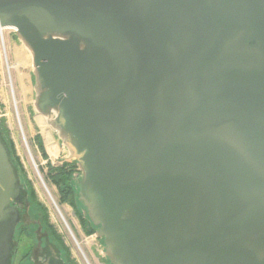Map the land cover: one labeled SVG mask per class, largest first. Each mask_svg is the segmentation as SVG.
Masks as SVG:
<instances>
[{
	"label": "water",
	"instance_id": "1",
	"mask_svg": "<svg viewBox=\"0 0 264 264\" xmlns=\"http://www.w3.org/2000/svg\"><path fill=\"white\" fill-rule=\"evenodd\" d=\"M0 25L109 264H264V0H0ZM23 190L0 132V264Z\"/></svg>",
	"mask_w": 264,
	"mask_h": 264
},
{
	"label": "rangeland",
	"instance_id": "2",
	"mask_svg": "<svg viewBox=\"0 0 264 264\" xmlns=\"http://www.w3.org/2000/svg\"><path fill=\"white\" fill-rule=\"evenodd\" d=\"M22 49L27 53L24 54L30 63L25 70L18 66L19 61L23 62L21 60ZM0 57V125L8 130V138L12 139L16 151L14 157L18 163L23 165L21 174L24 189L22 211L18 208L23 216L22 223L20 222L18 228L26 227L30 236L34 238L30 239L24 234L20 236L18 230L16 231L14 244L16 238L20 240L16 259L21 258L22 254L28 250L27 248L34 244L38 245L37 241L41 240L45 241L46 249L51 255L65 258V251L52 238L49 230L43 224L42 213L31 202L29 191L34 189L38 200L47 209L51 223L70 249L73 264H109L104 255L103 238L99 237L97 233L86 234V228L81 223L76 209L68 202H61L57 186L47 175L48 161L50 160L54 165H60L64 161L70 160L68 158L70 152L48 122V118L36 107L37 89L33 56L23 40L16 34L15 28L6 30L5 40L0 46ZM22 72L26 74L24 82L28 88L30 87L27 96L22 94L19 78ZM1 92L5 93L4 96L1 95ZM39 114L45 118L46 126L54 138L52 149L54 152L49 150L45 130L38 123L37 116ZM37 135L42 137L43 148L47 152L48 158L42 154L43 150L36 139ZM82 211L84 212L83 208Z\"/></svg>",
	"mask_w": 264,
	"mask_h": 264
},
{
	"label": "trees",
	"instance_id": "3",
	"mask_svg": "<svg viewBox=\"0 0 264 264\" xmlns=\"http://www.w3.org/2000/svg\"><path fill=\"white\" fill-rule=\"evenodd\" d=\"M0 132L10 148V151L12 153V158L18 170L20 171V174H22L23 165L18 163L14 157L16 151H15V147H14V143L12 139L8 138L9 137L8 130L5 127H2L0 125ZM36 139L38 140V143L41 149L43 150V153H42L43 156L45 158H48V154L46 151H44V148H43L42 137L40 135H37ZM47 167H48L47 175L49 179L52 181V183L57 186L59 193H60L61 202L63 203L68 202L76 209L81 223L86 228L87 235L94 234L96 232L97 227L92 224L88 215L82 211V208L84 209V207L78 197L79 196L78 175L80 173V170L78 168L77 163L74 160H66L60 165H54L49 160L47 163ZM29 195H30L33 206H35L38 209V211L42 213L43 224L50 231L52 238L65 251V258L71 259L70 249L66 245L63 237L57 232V230L54 228L53 224L51 223L48 211L44 207V205L38 200L35 190L30 189Z\"/></svg>",
	"mask_w": 264,
	"mask_h": 264
},
{
	"label": "flooded vegetation",
	"instance_id": "4",
	"mask_svg": "<svg viewBox=\"0 0 264 264\" xmlns=\"http://www.w3.org/2000/svg\"><path fill=\"white\" fill-rule=\"evenodd\" d=\"M22 196L17 201L12 202V205L16 206L21 210V203ZM22 211V210H21ZM22 214V212H21ZM23 216V215H22ZM22 223V222H21ZM20 224L18 225V227ZM17 227V228H18ZM18 233H20V236L23 234L26 235L30 239H34L30 236L29 231L24 227L23 229H17ZM50 233V231H49ZM20 240L16 238V243L13 246V249L10 254V259L8 261V264H73L72 259H66V258H57L51 255L49 250L46 249L47 245L45 241H37L39 244H34L33 246H28V250L22 254V257L19 259H16V251L19 247Z\"/></svg>",
	"mask_w": 264,
	"mask_h": 264
},
{
	"label": "bare ground",
	"instance_id": "5",
	"mask_svg": "<svg viewBox=\"0 0 264 264\" xmlns=\"http://www.w3.org/2000/svg\"><path fill=\"white\" fill-rule=\"evenodd\" d=\"M28 49V48H27ZM31 52V51H30ZM23 53L21 55L22 57V63L21 61H19L18 63V66H20L21 68H23L24 70L27 68L28 66V61H27V57L26 56V52L25 50L22 49V52ZM26 53V54H24ZM1 58V57H0ZM30 64V63H29ZM30 67V66H29ZM20 82H21V89H22V94H25V96H27L28 92H29V88H28V85H26V82H24L25 78H26V74L24 72L20 73ZM28 81V80H27ZM29 83V82H28ZM32 91V90H31ZM5 93L1 92V95L4 96ZM24 96V97H25ZM26 98V97H25ZM26 102V101H25ZM37 120H38V123L43 127V129L45 130V137H46V140H47V144H48V148L50 151H52L53 147H54V138L52 136V133L50 132V130L48 129V127L46 126L47 122L45 120V118L42 116V115H38L37 116ZM38 124V125H39ZM57 151V150H56ZM54 152V150L52 151Z\"/></svg>",
	"mask_w": 264,
	"mask_h": 264
},
{
	"label": "built area",
	"instance_id": "6",
	"mask_svg": "<svg viewBox=\"0 0 264 264\" xmlns=\"http://www.w3.org/2000/svg\"><path fill=\"white\" fill-rule=\"evenodd\" d=\"M8 28H14V27H11V26H1L0 25V46L3 43V41L5 40V32H6V30Z\"/></svg>",
	"mask_w": 264,
	"mask_h": 264
}]
</instances>
